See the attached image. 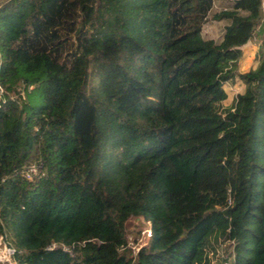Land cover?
Wrapping results in <instances>:
<instances>
[{
  "label": "trees",
  "instance_id": "trees-1",
  "mask_svg": "<svg viewBox=\"0 0 264 264\" xmlns=\"http://www.w3.org/2000/svg\"><path fill=\"white\" fill-rule=\"evenodd\" d=\"M212 7L0 0V238L12 264H208L211 239L231 249L219 262L264 264V39L255 66L234 70L264 11ZM208 16L224 22L218 41L201 33ZM234 77L243 91L224 106ZM131 216L149 226L135 252Z\"/></svg>",
  "mask_w": 264,
  "mask_h": 264
},
{
  "label": "rangeland",
  "instance_id": "rangeland-1",
  "mask_svg": "<svg viewBox=\"0 0 264 264\" xmlns=\"http://www.w3.org/2000/svg\"><path fill=\"white\" fill-rule=\"evenodd\" d=\"M228 0H213V7L211 10V14L215 11H218L222 9L223 7L227 6ZM264 4V3H263ZM262 11L264 8V5L262 6ZM224 22L223 21H215L210 16L207 17V20L204 22L201 33L203 37L213 39L215 41H218L220 39L221 31L223 28ZM253 37L255 40L253 41L254 49L256 50V46L261 43V40L264 39V14L261 15L260 21L256 25V28L254 29ZM250 52H253L252 49H250ZM253 64V61L250 57L249 60H246L244 58L243 60L239 61L238 65L236 64L234 70L237 71H246L251 68ZM238 66V67H237ZM238 72V71H237ZM223 89L226 93V98L223 100L222 104L224 106H228L234 96L238 93H242L243 91V83L238 79V77H235L231 80H228L223 84ZM28 172L30 175L37 174L38 169L36 164L33 162L30 165L27 166ZM125 229V238L127 242V246L130 247V250L132 252H135L139 247L146 244L149 238V226L148 222L142 218V217H129L124 225ZM230 241V240H228ZM250 242L247 243V246L249 247ZM211 246L212 250L207 251L205 253V258L208 260V264H223L224 262H227L228 264H231V256L227 257L225 261L219 262L217 257H224L227 251H231L230 248H224V245L217 246L216 242H213L211 239ZM244 256H247V253L244 254ZM203 258V257H202Z\"/></svg>",
  "mask_w": 264,
  "mask_h": 264
},
{
  "label": "built area",
  "instance_id": "built-area-1",
  "mask_svg": "<svg viewBox=\"0 0 264 264\" xmlns=\"http://www.w3.org/2000/svg\"><path fill=\"white\" fill-rule=\"evenodd\" d=\"M263 3L264 0H261L262 6L264 5ZM24 176L25 177L30 176L28 169L24 171ZM12 253H13V249L7 246L0 238V264H12ZM223 264H228V263L224 262Z\"/></svg>",
  "mask_w": 264,
  "mask_h": 264
},
{
  "label": "crops",
  "instance_id": "crops-1",
  "mask_svg": "<svg viewBox=\"0 0 264 264\" xmlns=\"http://www.w3.org/2000/svg\"><path fill=\"white\" fill-rule=\"evenodd\" d=\"M255 40V38L253 37V35L251 36V39L247 40L246 43H244L243 45H241L239 47L240 51H241V58L238 60V62L236 63L238 65L239 61L243 60L244 58H246V60H249L250 57L253 61V64L251 66V68H253L255 66V61H254V54H255V47L253 45V41L251 42V40ZM250 49L253 50V52H250ZM256 49H257V46H256ZM238 67V66H237ZM238 72H244V71H239L237 70ZM235 78V77H234Z\"/></svg>",
  "mask_w": 264,
  "mask_h": 264
}]
</instances>
